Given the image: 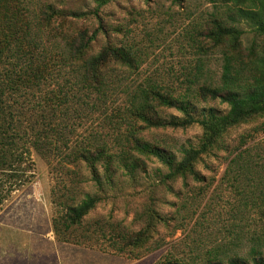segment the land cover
Instances as JSON below:
<instances>
[{
  "label": "rangeland",
  "instance_id": "374dc122",
  "mask_svg": "<svg viewBox=\"0 0 264 264\" xmlns=\"http://www.w3.org/2000/svg\"><path fill=\"white\" fill-rule=\"evenodd\" d=\"M45 4L63 15L61 24L58 20L52 27L65 35L92 32L102 22L90 55L108 40L134 43L143 58L138 70L123 72L127 83L151 78L163 90L187 93L195 106L192 115L199 120L211 108L220 114L229 110L220 99L197 95L201 84L220 83L224 52L229 47L214 46L207 35L213 19L237 31L236 67L246 64L251 81L264 68V29H260L264 8L258 0H109L103 5L96 0H19L10 8L14 14H26L16 18L17 26L33 21ZM238 7L256 14L242 16ZM125 91L120 87L115 103L109 105L124 101ZM30 98V106L39 101L36 96ZM167 113L182 115L175 108ZM57 121L55 117L52 124ZM85 121L67 138L52 136L57 146L51 154L31 148L29 182L0 206V264H159L174 257L203 264L220 259L229 264L233 256L251 261L255 252L264 254V111L230 126L200 153L194 162L198 177H169L168 167L150 156L147 168L135 177L119 174L113 184L103 186L90 180L87 166L75 168L63 160V142L80 139L85 130L106 127L97 115ZM142 134L168 146L178 159L182 147L200 148L204 140L200 122L150 128ZM73 190L77 200L85 193L99 196L97 205L71 235L73 239L91 235L92 246L58 241L54 233L52 217L62 207L52 202V194L68 197ZM129 238V248L114 250V244L122 245ZM82 249H92V261L82 255Z\"/></svg>",
  "mask_w": 264,
  "mask_h": 264
},
{
  "label": "trees",
  "instance_id": "16d2710c",
  "mask_svg": "<svg viewBox=\"0 0 264 264\" xmlns=\"http://www.w3.org/2000/svg\"><path fill=\"white\" fill-rule=\"evenodd\" d=\"M15 1L19 0H0V206L14 190L29 182L27 172L32 147L51 154L57 146L52 136L60 139L75 134L92 115L103 120L106 127L85 130L79 135L81 138L72 143L66 140L61 151L66 163L75 168L87 166L90 180L103 186L113 184L119 174L135 177L147 168L150 156L157 157L168 167L169 177L185 178L188 174L198 177L194 162L199 154L210 148L230 126L264 111V68L262 74L251 81L246 64L234 65L237 31L223 27L217 19H213V29L207 35L214 46H229L224 52L220 83L201 84L197 95L220 99L228 104L229 110L220 114L211 108L199 120L192 115L195 106L187 93L175 95L163 90V86L151 78L127 83L123 72L128 68L131 72L138 70L143 58L134 43L113 44L108 40L94 54L88 53L99 30L103 29L101 21L92 32L80 30L65 35L52 27L58 20L61 24L63 15L51 4H45L39 7L33 21L20 27L16 18L26 14L11 12ZM96 1L103 5L109 0ZM258 2L264 8V0ZM238 12L248 17L256 14L242 7H238ZM12 21L16 22L9 26ZM260 29H264L262 24ZM126 36L124 32L123 37ZM120 87L126 89L125 100L109 105L115 103L113 98ZM32 95L39 101L30 106ZM170 108L179 110L182 115L167 113ZM55 117L59 121L52 124ZM48 119H52L51 122L47 123ZM195 122H200L204 128L203 143L200 148L182 147L180 159L168 146L141 135L150 128H180ZM107 136L112 139L106 140ZM52 195V202L62 207L61 212L52 217L57 240L92 246L91 235L81 239H73L71 235L97 205L99 196L85 193L82 200H77L74 190L68 197L54 192ZM131 244L129 238L122 245L114 244L113 248L124 252ZM209 262L225 264L220 259ZM228 263L264 264V254L255 252L251 261L233 256ZM159 264L203 263L174 257L165 258Z\"/></svg>",
  "mask_w": 264,
  "mask_h": 264
},
{
  "label": "crops",
  "instance_id": "0c3cea01",
  "mask_svg": "<svg viewBox=\"0 0 264 264\" xmlns=\"http://www.w3.org/2000/svg\"><path fill=\"white\" fill-rule=\"evenodd\" d=\"M82 251L84 252L82 255L89 256L91 261H92V249H82ZM109 263H111V259H109ZM89 264H91V263H89Z\"/></svg>",
  "mask_w": 264,
  "mask_h": 264
}]
</instances>
